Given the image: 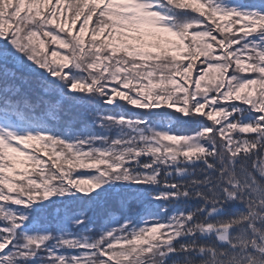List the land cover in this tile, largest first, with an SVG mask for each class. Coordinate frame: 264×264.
I'll list each match as a JSON object with an SVG mask.
<instances>
[{
  "label": "snow or ice",
  "instance_id": "1",
  "mask_svg": "<svg viewBox=\"0 0 264 264\" xmlns=\"http://www.w3.org/2000/svg\"><path fill=\"white\" fill-rule=\"evenodd\" d=\"M0 264H264V0H0Z\"/></svg>",
  "mask_w": 264,
  "mask_h": 264
},
{
  "label": "rangeland",
  "instance_id": "2",
  "mask_svg": "<svg viewBox=\"0 0 264 264\" xmlns=\"http://www.w3.org/2000/svg\"><path fill=\"white\" fill-rule=\"evenodd\" d=\"M79 23V22H78Z\"/></svg>",
  "mask_w": 264,
  "mask_h": 264
}]
</instances>
